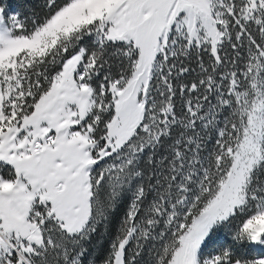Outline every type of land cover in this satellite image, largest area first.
<instances>
[{
    "label": "snow or ice",
    "instance_id": "obj_1",
    "mask_svg": "<svg viewBox=\"0 0 264 264\" xmlns=\"http://www.w3.org/2000/svg\"><path fill=\"white\" fill-rule=\"evenodd\" d=\"M0 264H264V0H0Z\"/></svg>",
    "mask_w": 264,
    "mask_h": 264
}]
</instances>
